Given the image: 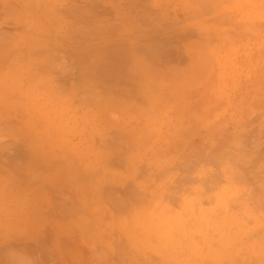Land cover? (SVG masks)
I'll return each mask as SVG.
<instances>
[{"label":"rangeland","instance_id":"1","mask_svg":"<svg viewBox=\"0 0 264 264\" xmlns=\"http://www.w3.org/2000/svg\"><path fill=\"white\" fill-rule=\"evenodd\" d=\"M99 1L0 0V264H140L129 251L144 233L131 230L130 244L122 226L146 211L130 199L179 178L192 203L176 212L184 230L212 214L217 240H232L230 215L247 236L241 251H252L264 199L242 186L220 209L180 166L218 178L201 157L226 148L239 173L262 179L264 0ZM119 200L128 202L115 219Z\"/></svg>","mask_w":264,"mask_h":264},{"label":"bare ground","instance_id":"2","mask_svg":"<svg viewBox=\"0 0 264 264\" xmlns=\"http://www.w3.org/2000/svg\"><path fill=\"white\" fill-rule=\"evenodd\" d=\"M93 1H95V0H93ZM98 2L100 4L99 0H98ZM125 3H127V2H125ZM105 5H106V2H105ZM94 7H95V5H94ZM122 8H124V7H122ZM123 18H125V16L124 17L122 16V19ZM111 21L112 20H109V22H111ZM125 24H126V22H125ZM122 25L124 27V24H122ZM127 25H128V23H127ZM164 27H165V25H164ZM104 28H105V26H104ZM125 29L127 30V27H125ZM103 30H106V29H103ZM115 30L119 31V29H115ZM109 32H108V34H109ZM116 32H115V34H116ZM130 32H132V30ZM151 32H152V30H151ZM118 34L122 35V33H118ZM99 36H98V39H99ZM92 37H95V36H92ZM134 37H133V39H134ZM150 37H151V35H150ZM111 38H109V39H111ZM114 38H118V36L114 37ZM129 47H131V46H129ZM134 48L135 47H133L132 49H134ZM154 50H155V48H154ZM135 52L136 51H134L133 53H135ZM99 54H100V52H99ZM134 58H136V56ZM98 59H96V60H98ZM84 65H86V64H84ZM132 65L134 66V63ZM128 71H130V70H128ZM0 152H1V150H0ZM38 155L40 156V154H38ZM253 155L254 154L250 155L251 162L253 161ZM194 156H195V153H194ZM24 157H26V156H24ZM36 157L38 158L37 155H36ZM201 158H203V160H208V161L210 160L215 164V166H218L220 169L219 172L221 174L220 177L217 178L213 174L210 175V172L206 173V174H201V167L196 165L195 164L196 162L194 163L193 161H188L187 163L185 162L184 163L185 165L180 166V167H181V169H184V171L187 174L189 172H194L196 174L198 173L197 174L198 177L195 180L197 182L195 184H196V186L201 187V190H200L201 197L206 202L208 200L209 204L210 203L214 204V201H215L217 206L220 209H222L223 197L226 194V192L227 191H234L237 193L238 188H240L242 186L248 187L251 189L253 200H254V197L255 198L257 197V199H255L254 201L257 200V201L261 202L264 199V174H263L262 179L257 181V182H252V180L246 178L243 174L239 173L237 168H236V163L238 161L237 156L233 155V153L231 154L230 152H228L226 148H224L221 151V153L218 152L213 156H208L205 154ZM32 159H34V158L32 157ZM18 160H19V158H18ZM18 160H17V162H18ZM37 160H39V158ZM32 161L34 162L35 160H32ZM254 161H257V159L256 160L254 159ZM5 163H6V161H5ZM39 163H37V164L39 165ZM20 164H21V162H20ZM46 164L47 163H45L44 166H46ZM253 164L256 165L255 163H253ZM33 165H35V164H33ZM35 166H37V165H35ZM159 166H160V168H157L156 171L158 173H159V171H161L160 175H159V179H162L164 177V175L167 173L166 170L168 167L164 164H161L160 160H159ZM214 172L216 174L217 170L213 171V173ZM150 179H152V178H149L148 181ZM185 180H184V178H179V179L175 180L172 185H170L166 188V191L163 192V194L160 191L156 192V194L154 193V191L150 192V193L145 192L141 196H136L133 199H130L137 206H139V208L145 209L144 211H146L144 214H142V216H137L136 219H134V217H131L130 219L125 220V222L123 223V226H122V229L124 231L122 233V235L124 234L123 236L128 237V238H126V240H128V242L130 244H133V239H131L132 233H130L131 230L141 229L142 232L144 233V237L138 239L135 242V245L130 247L129 252L138 255L142 259L141 260L137 257L139 260L137 259L138 262H136V263H140V264H196L195 263V257H196V258H199L201 261H204L205 264H264V227L263 228L254 227L255 229H253V231L250 233V235H252V236H258L259 241L256 243V245L254 247H252L253 250L249 251V252H242L241 251V246L243 245L244 239L247 236L244 237L245 231H244V229H242L243 225L240 221L237 220L236 217H231L230 215L226 214L227 219L238 229V233H235V235L231 238L232 240H224V239L217 240L218 237L222 238L224 236L222 233V229H220V227H219V223L217 222V220H215V218L213 217L212 214H206V213H202V212L200 213L199 212L198 214L193 216V218L189 221V223L187 225V226H190L189 231L184 230L185 227L181 226V220L183 217L181 215H178L176 212L180 208H182L183 202H189L190 204H192L191 200L185 196L187 190L190 189L189 187H186V189H185V185H186ZM244 182L250 183L252 186L246 185L247 183L245 184ZM99 185H100V183H99ZM104 188H105V186H104ZM97 190L99 191L100 188ZM103 190H105V189H103ZM106 191H109V190L107 189ZM108 197H109V195H108ZM153 197H156V198L153 199ZM86 199H87V197H86ZM152 199L154 200L153 204H152ZM110 200H111V198H110ZM113 200H115V199H112L111 201H113ZM106 201H107V199H106ZM126 202H128V201L119 200V201L115 202L114 203V206L116 208L114 211L115 214H111V216L114 217L115 219H117V217L119 215L124 214V210H125L124 205ZM241 203H243L242 200L240 198L236 197L232 200L229 208H231V209L237 208V207H239V205ZM104 204H106V203H104ZM84 205H86V204H83L82 207ZM103 205H102V207H103ZM167 205H168V207H167ZM104 208H105V206H104ZM100 210H104V209H100ZM91 212H92V210H91ZM97 214H99V212ZM127 214H129V211ZM126 216H128V215H126ZM167 217L171 218L172 221H174L176 223V227H172L170 220ZM187 234L189 236H185ZM201 240L206 245V250L203 253H199L201 251V248L199 245ZM5 248H8V247H5ZM12 249H14V248H12ZM128 249L129 248H127V250ZM134 250H136V251H134ZM112 253H113V251H112ZM9 254L10 253H8V255ZM23 254L21 253V257ZM16 256H17V254H16ZM19 256H20V254H19ZM119 257L120 256H118V258ZM6 258H8V257H6ZM10 258H11V256H10ZM24 258H25V256L23 255V259ZM135 258L133 257V260ZM14 259L15 258H13L12 261H14L16 263L11 261L12 264L13 263L14 264H21L22 262H25V261H23L22 258H21L22 261L20 259H18L19 260L18 261L17 257H16V260H14ZM129 260H130V258H129ZM118 261H121V259ZM5 262H7L8 264L9 263L11 264L9 258ZM134 262H135V260H134ZM27 263H28V261H27Z\"/></svg>","mask_w":264,"mask_h":264}]
</instances>
